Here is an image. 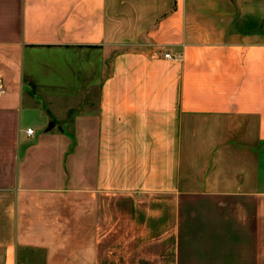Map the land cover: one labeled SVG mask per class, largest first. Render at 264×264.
<instances>
[{
    "label": "crops",
    "instance_id": "1",
    "mask_svg": "<svg viewBox=\"0 0 264 264\" xmlns=\"http://www.w3.org/2000/svg\"><path fill=\"white\" fill-rule=\"evenodd\" d=\"M21 249L264 264V0H0V264Z\"/></svg>",
    "mask_w": 264,
    "mask_h": 264
},
{
    "label": "rangeland",
    "instance_id": "2",
    "mask_svg": "<svg viewBox=\"0 0 264 264\" xmlns=\"http://www.w3.org/2000/svg\"><path fill=\"white\" fill-rule=\"evenodd\" d=\"M41 255L40 251L37 250H27L26 252L22 249L19 251V261H21V264H38L37 262H29L30 259L26 256H35L36 259H38V256Z\"/></svg>",
    "mask_w": 264,
    "mask_h": 264
},
{
    "label": "built area",
    "instance_id": "3",
    "mask_svg": "<svg viewBox=\"0 0 264 264\" xmlns=\"http://www.w3.org/2000/svg\"><path fill=\"white\" fill-rule=\"evenodd\" d=\"M165 57H167V58H172L173 55H172L170 52H167V53H165ZM26 134H27V135H31V134H33V129H32V128H27V129H26Z\"/></svg>",
    "mask_w": 264,
    "mask_h": 264
}]
</instances>
